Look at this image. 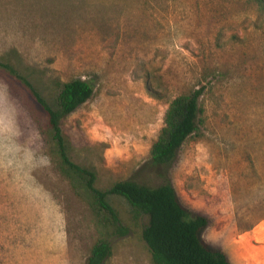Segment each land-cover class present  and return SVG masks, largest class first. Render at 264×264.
<instances>
[{"label":"rangeland","instance_id":"1","mask_svg":"<svg viewBox=\"0 0 264 264\" xmlns=\"http://www.w3.org/2000/svg\"><path fill=\"white\" fill-rule=\"evenodd\" d=\"M0 56L17 57L39 86L91 81L61 129L97 187L168 182L190 214L207 217L199 237L208 247L230 264H264V12L254 0H0ZM195 89L197 132L170 164L151 162L169 101ZM44 127L0 68V264H84L103 235L56 170ZM108 201L125 233L108 238L103 264H152L146 217Z\"/></svg>","mask_w":264,"mask_h":264},{"label":"trees","instance_id":"2","mask_svg":"<svg viewBox=\"0 0 264 264\" xmlns=\"http://www.w3.org/2000/svg\"><path fill=\"white\" fill-rule=\"evenodd\" d=\"M254 1L264 12V0ZM16 58L10 62L0 56V68L27 91L42 112L45 119L43 133L53 153L56 170L78 196L87 200L95 220L103 229V235L90 246L84 264H103L111 254L108 238L125 233V227L108 201L110 196H118L126 202L130 219L146 217L140 237L152 264H230L223 250L208 247L199 237L207 225V217L190 214L179 203L168 182L150 186L124 179L113 181L105 188L97 187L94 167L71 160V144L61 129L66 115L92 95L93 84L77 77L66 81L51 79L47 85H36L28 67H20ZM199 94L200 90L195 89L169 101L162 125L149 147L151 162L170 164L180 145L197 132L202 113Z\"/></svg>","mask_w":264,"mask_h":264}]
</instances>
